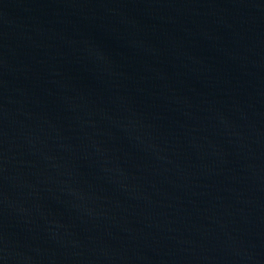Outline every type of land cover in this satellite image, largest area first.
Segmentation results:
<instances>
[{
    "label": "water",
    "instance_id": "water-1",
    "mask_svg": "<svg viewBox=\"0 0 264 264\" xmlns=\"http://www.w3.org/2000/svg\"><path fill=\"white\" fill-rule=\"evenodd\" d=\"M0 264H264V0H0Z\"/></svg>",
    "mask_w": 264,
    "mask_h": 264
}]
</instances>
